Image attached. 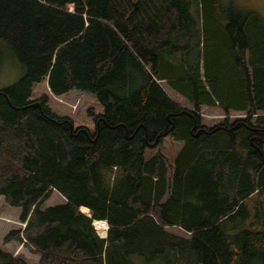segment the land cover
<instances>
[{"label":"trees","instance_id":"16d2710c","mask_svg":"<svg viewBox=\"0 0 264 264\" xmlns=\"http://www.w3.org/2000/svg\"><path fill=\"white\" fill-rule=\"evenodd\" d=\"M206 1L202 76L174 58L194 0H0V53L25 70L0 88V196L26 223L5 243L39 264H264V15ZM166 135L171 175L145 158Z\"/></svg>","mask_w":264,"mask_h":264},{"label":"rangeland","instance_id":"374dc122","mask_svg":"<svg viewBox=\"0 0 264 264\" xmlns=\"http://www.w3.org/2000/svg\"><path fill=\"white\" fill-rule=\"evenodd\" d=\"M220 2L229 11L233 7L235 10H254L264 15V0H221ZM206 4H208L206 0H194L192 5V13L196 20L194 30L187 29L183 33L184 37L178 48L180 54L174 55L175 59L183 60L187 56L185 52L189 51L190 62L186 67L190 68L191 66L199 65L202 76L206 72L208 62L214 57L217 51L216 45L213 42L214 35L208 27ZM227 22L228 19L226 17L222 18L218 23L220 25L219 27L224 28ZM24 72L23 67L13 56L0 53V88L16 83ZM183 145V141L175 139L172 135H166L162 138L161 143L145 150V158L150 159L155 155L163 156L166 160L169 174L171 175L174 170L175 160ZM65 199L60 192L54 190L51 196L45 200L42 208L45 209L49 206L65 203ZM21 211V207L9 205L5 201L4 196H0V247L12 253L13 256L24 258L28 264H39L40 256L33 253L28 246H25V243H20L17 240L5 243L3 240L4 236L12 229L24 228V222L20 221ZM5 218L13 222L7 221ZM167 230L179 235L185 234L178 227H168ZM19 247H22L21 252L17 253ZM131 261L133 264H169L167 261L160 260L146 262L144 258L142 259L135 255L131 257Z\"/></svg>","mask_w":264,"mask_h":264},{"label":"bare ground","instance_id":"6f19581e","mask_svg":"<svg viewBox=\"0 0 264 264\" xmlns=\"http://www.w3.org/2000/svg\"><path fill=\"white\" fill-rule=\"evenodd\" d=\"M106 223H107L106 221H98L96 222V226H95L97 227L96 229H98L99 233L104 236L108 231V224Z\"/></svg>","mask_w":264,"mask_h":264},{"label":"water","instance_id":"95a60500","mask_svg":"<svg viewBox=\"0 0 264 264\" xmlns=\"http://www.w3.org/2000/svg\"><path fill=\"white\" fill-rule=\"evenodd\" d=\"M81 209V208H80ZM89 209V208H88ZM81 211L82 212H84V213H86L88 216H90V217H92V213L91 212H89V213H87V212H85V211H83L82 209H81ZM90 211V210H89ZM106 221V220H105ZM107 222V221H106ZM93 224H94V222H93ZM106 224H108V223H106ZM95 226V225H94ZM96 228V227H95ZM108 228H109V226H108ZM97 230V229H96ZM98 232V231H97ZM98 234L100 235V233L98 232ZM100 236H102V235H100ZM108 237V231H107V234L105 235V236H102V238H107Z\"/></svg>","mask_w":264,"mask_h":264},{"label":"crops","instance_id":"0c3cea01","mask_svg":"<svg viewBox=\"0 0 264 264\" xmlns=\"http://www.w3.org/2000/svg\"><path fill=\"white\" fill-rule=\"evenodd\" d=\"M97 222H98V221H97ZM97 230H98V229H97ZM98 232H99V231H98ZM106 234H107V233H106ZM106 234H105V235H106ZM101 235H102V234H101ZM103 236H104V235H103ZM20 252H21V251H20Z\"/></svg>","mask_w":264,"mask_h":264}]
</instances>
